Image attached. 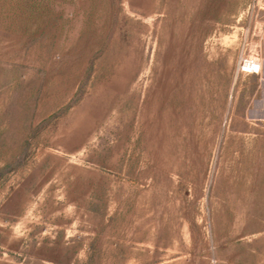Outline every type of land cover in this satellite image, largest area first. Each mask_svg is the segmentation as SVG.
Wrapping results in <instances>:
<instances>
[{
  "label": "rangeland",
  "instance_id": "obj_1",
  "mask_svg": "<svg viewBox=\"0 0 264 264\" xmlns=\"http://www.w3.org/2000/svg\"><path fill=\"white\" fill-rule=\"evenodd\" d=\"M0 264H264V0H0Z\"/></svg>",
  "mask_w": 264,
  "mask_h": 264
},
{
  "label": "built area",
  "instance_id": "obj_2",
  "mask_svg": "<svg viewBox=\"0 0 264 264\" xmlns=\"http://www.w3.org/2000/svg\"><path fill=\"white\" fill-rule=\"evenodd\" d=\"M261 63L257 60H247L242 65V70L250 74H258L261 72Z\"/></svg>",
  "mask_w": 264,
  "mask_h": 264
}]
</instances>
